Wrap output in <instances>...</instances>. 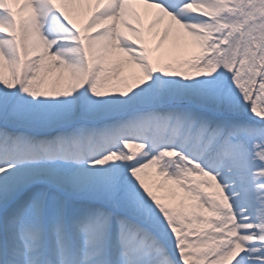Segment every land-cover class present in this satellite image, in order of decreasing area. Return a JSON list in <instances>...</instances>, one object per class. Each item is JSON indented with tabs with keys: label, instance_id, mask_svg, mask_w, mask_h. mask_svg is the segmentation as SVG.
<instances>
[{
	"label": "snow or ice",
	"instance_id": "snow-or-ice-1",
	"mask_svg": "<svg viewBox=\"0 0 264 264\" xmlns=\"http://www.w3.org/2000/svg\"><path fill=\"white\" fill-rule=\"evenodd\" d=\"M0 264H264V0H0Z\"/></svg>",
	"mask_w": 264,
	"mask_h": 264
},
{
	"label": "bare ground",
	"instance_id": "bare-ground-1",
	"mask_svg": "<svg viewBox=\"0 0 264 264\" xmlns=\"http://www.w3.org/2000/svg\"><path fill=\"white\" fill-rule=\"evenodd\" d=\"M142 20H143V23H144L145 27H147L148 19L142 17ZM162 27H163L162 25H159V26H157V29H156V30H161ZM156 30H154V31H156ZM157 41H158V40H156V39H151V40L149 41V46H150V47H153V45H154L155 43H157ZM165 44H166V46H167V41L165 42Z\"/></svg>",
	"mask_w": 264,
	"mask_h": 264
},
{
	"label": "rangeland",
	"instance_id": "rangeland-1",
	"mask_svg": "<svg viewBox=\"0 0 264 264\" xmlns=\"http://www.w3.org/2000/svg\"><path fill=\"white\" fill-rule=\"evenodd\" d=\"M157 42H158V41H157ZM156 44H157V43H155V44L153 45V47H150V46H149V47H150V48H155ZM165 46H166V44H165ZM154 54H155V53H154Z\"/></svg>",
	"mask_w": 264,
	"mask_h": 264
}]
</instances>
